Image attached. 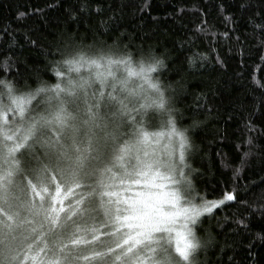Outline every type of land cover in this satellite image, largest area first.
Instances as JSON below:
<instances>
[{
	"label": "snow or ice",
	"instance_id": "snow-or-ice-1",
	"mask_svg": "<svg viewBox=\"0 0 264 264\" xmlns=\"http://www.w3.org/2000/svg\"><path fill=\"white\" fill-rule=\"evenodd\" d=\"M132 8L145 10L112 0L97 8L111 15L84 33L90 6L71 2L60 31L18 38L0 29V264H234L228 253L245 239L258 264L252 250L264 242V191L252 190L264 179L208 199L195 186L202 173L188 163L191 133L219 117L225 100L243 107L211 76L192 83L225 60L194 51L199 34L172 50L149 44V34L121 23ZM240 8L251 13V34L224 36L242 63L249 39L264 49V0ZM198 33L207 34L203 24ZM189 96L193 103L178 108ZM259 108L264 117V97ZM254 115L245 127L264 137ZM154 120L160 131H150ZM184 120L191 123L181 128ZM257 139L250 136L244 157L264 160ZM246 164L233 169L234 180Z\"/></svg>",
	"mask_w": 264,
	"mask_h": 264
},
{
	"label": "trees",
	"instance_id": "trees-1",
	"mask_svg": "<svg viewBox=\"0 0 264 264\" xmlns=\"http://www.w3.org/2000/svg\"><path fill=\"white\" fill-rule=\"evenodd\" d=\"M68 2L90 6V11L86 10L81 18V33L86 31V26L95 27L98 21L106 20L111 15L106 11L103 15H98L97 8L107 9L112 0H66L63 4L61 0H0V29H14L18 38L20 33L27 30L39 29L37 35L60 31L69 24L64 12ZM245 2L246 0H136V3L145 6V10L137 12L134 8L131 11L126 9L121 21L129 30L136 28L149 34L152 37L149 44L159 43L169 50L177 46V42L182 41L186 35L199 34L202 39L197 40L194 51L208 54L210 58L219 53L225 60L226 66L223 68L214 64L213 60V68L204 72L203 77L198 76L192 80L194 84L211 76L228 89L226 95L239 96L243 104V107H233L225 100L219 117L191 133L196 151L188 163L202 173L195 177V186L201 195L207 193L208 199L220 197L222 192L231 190L234 183L239 185L243 193L246 186L251 187L264 179V160L260 155L244 157V153L249 151L247 141L250 136L258 138L256 143H264L260 132L249 133L245 127L249 123V112H255L252 117L255 127L264 131V124L260 123L264 117H261L259 108V101L264 97V59L261 58L264 49L256 51L259 47L257 40L249 39L241 63L235 50L229 52V41L224 36L226 32H230L233 39L241 32L251 34V13L240 8ZM50 4L56 6L48 7ZM36 10H41L42 14H37ZM20 13L27 15L18 19ZM202 24L206 28V35L198 33ZM75 27L76 25H71L72 30ZM48 38L52 39L51 36ZM170 55L175 56L176 52L170 51ZM32 56L40 58L34 50ZM44 79L50 78L44 76ZM192 103L190 96L187 99L180 98L177 107L186 109ZM198 118L204 119L203 116ZM190 123L191 120H184L180 127ZM160 130L158 120H154L150 131ZM241 159H246L247 164L241 169L237 181L233 178V169L241 167ZM252 191L260 193L264 191V185L259 189L253 188ZM257 230L253 228V231ZM247 243L248 239H245V246L237 244L234 251L228 253L235 257L234 264H252L248 259ZM255 245L252 256L257 258L259 264L260 258L264 257V242L256 240Z\"/></svg>",
	"mask_w": 264,
	"mask_h": 264
},
{
	"label": "rangeland",
	"instance_id": "rangeland-1",
	"mask_svg": "<svg viewBox=\"0 0 264 264\" xmlns=\"http://www.w3.org/2000/svg\"><path fill=\"white\" fill-rule=\"evenodd\" d=\"M161 149H162V146H161Z\"/></svg>",
	"mask_w": 264,
	"mask_h": 264
}]
</instances>
